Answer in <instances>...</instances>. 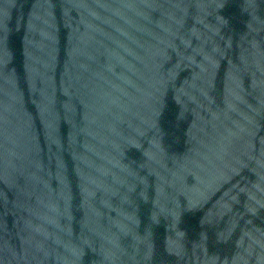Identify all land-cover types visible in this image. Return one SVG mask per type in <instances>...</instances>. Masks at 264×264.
Listing matches in <instances>:
<instances>
[{
  "label": "water",
  "instance_id": "95a60500",
  "mask_svg": "<svg viewBox=\"0 0 264 264\" xmlns=\"http://www.w3.org/2000/svg\"><path fill=\"white\" fill-rule=\"evenodd\" d=\"M0 264H264V0H0Z\"/></svg>",
  "mask_w": 264,
  "mask_h": 264
}]
</instances>
